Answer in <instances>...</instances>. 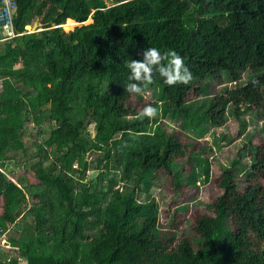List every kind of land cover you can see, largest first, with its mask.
I'll use <instances>...</instances> for the list:
<instances>
[{
	"label": "trees",
	"instance_id": "trees-1",
	"mask_svg": "<svg viewBox=\"0 0 264 264\" xmlns=\"http://www.w3.org/2000/svg\"><path fill=\"white\" fill-rule=\"evenodd\" d=\"M16 4L19 35L0 37V161L19 165L16 156L28 155L26 133L51 127L30 157L39 160L29 182L11 173L13 182L0 167V234L25 215L21 229L7 233L6 251L25 264H264V187L257 181L264 142L252 148L245 179L237 183L224 170L222 193L183 219L182 230L172 228L178 210L170 211L185 187L209 180V164L191 157V140L264 109V0ZM35 21L39 31L29 33ZM70 22L79 25L65 32ZM150 46L175 49L193 78L168 85L154 74L142 87L153 89L152 101L138 106L139 92L124 88L127 61L142 59ZM210 79L222 89L203 94ZM149 104L157 108L153 117L143 114ZM170 117L181 131L167 127ZM91 153L99 158L87 161ZM188 159L198 168L186 173ZM161 177L170 183V235L161 229L159 204L145 199Z\"/></svg>",
	"mask_w": 264,
	"mask_h": 264
},
{
	"label": "rangeland",
	"instance_id": "rangeland-1",
	"mask_svg": "<svg viewBox=\"0 0 264 264\" xmlns=\"http://www.w3.org/2000/svg\"><path fill=\"white\" fill-rule=\"evenodd\" d=\"M37 22V21H35ZM89 23V22H86ZM75 22H70L65 26H73L69 30H65L62 28L65 32L71 31L76 25ZM33 25V24H32ZM32 25L26 26L29 32L32 30ZM38 28L40 25L38 24ZM2 29L9 33L10 37H13L14 32H10L8 28L2 27ZM0 29V37L6 36L5 32ZM208 87L206 89V92L203 94H213L215 91H220L222 87L216 84V81L209 80L208 81ZM227 87V85H226ZM152 92L153 89H144L139 92V95L141 97V101L134 100V102L138 106H142L145 103L152 101ZM202 95V94H201ZM240 118V119H239ZM239 118H229L227 122L218 128H209L207 132L202 135L200 142L192 141L191 144L192 147H195V150L191 147V157L195 158L201 165H203L205 162L209 164V180L207 183L202 184L201 182H198L196 184L197 189L193 187H185L183 189L182 194L179 196L177 201H175V206L171 208L170 211H174L175 209L178 210L175 220L176 223L172 224V226L176 225L180 230H182V220L186 217H189L193 213H195L197 210L204 211L205 206L207 202L213 200L214 197L221 191H218L219 188L217 187V182L220 184V181L222 180V172L226 169L232 170V174L237 175L236 182L240 183L241 179H245V175L247 170L245 169V164L252 162L251 158H254V155L252 153V148L256 149V147H260L261 144L264 142V133L262 130V120L264 119V109L262 110H255L252 112H244V114H240ZM167 127H177L179 131V125H177L176 119H172V117L166 119ZM51 125L47 124L44 125V128L41 127V129L31 128L24 138L22 140L24 141V144L26 146L27 156H21L17 155V160L19 161V165H13L14 163L11 162L10 166L8 167L7 171H5L6 176H11V173L14 175L22 176L24 179H26L27 182H29V168L36 163L39 158L34 157L30 158L32 155L36 153L37 150H39V143L41 142V131H47L49 130ZM89 129V127H88ZM90 131V129H89ZM43 133V132H42ZM99 158L98 153L94 154H88L86 156L87 161L91 162L94 159ZM44 164H48L50 160L45 161L44 158L41 156ZM190 159V158H189ZM186 160L185 165V171L186 173L189 171V169L193 166L197 167V164L193 160ZM259 168L264 170V162L260 161L257 165ZM109 168L111 166L109 165ZM264 172V171H263ZM110 174L115 175V177H118V172L111 171ZM94 175L93 171H89L87 173V178L84 180L85 182H88V180ZM89 177V178H88ZM203 177V176H202ZM168 179V178H167ZM163 179V177L157 179L155 181V185L151 188L150 192L146 195L147 197L146 202L152 203L155 201L159 204L160 210L162 211V219H161V229L164 231L163 233L166 235H170V229L166 228L164 223H166L169 215L166 214L167 210V199L166 198V189L165 187L168 185L170 186L169 179L168 183L164 184L166 181ZM263 187H264V173L261 175H258L257 180ZM105 183V182H104ZM94 182H92V185ZM165 195V196H164ZM161 196L163 198L161 199ZM145 196H143L144 198ZM179 200V201H178ZM188 204V205H187ZM186 207V209H183ZM185 213V214H184ZM29 217L27 220L30 221L32 217L28 215ZM25 219V218H24ZM22 222V221H21ZM20 222V223H21ZM21 225V224H20ZM19 225V226H20ZM172 227L175 229V227ZM162 233V234H163ZM181 235L182 232L179 231L177 235Z\"/></svg>",
	"mask_w": 264,
	"mask_h": 264
},
{
	"label": "clouds",
	"instance_id": "clouds-1",
	"mask_svg": "<svg viewBox=\"0 0 264 264\" xmlns=\"http://www.w3.org/2000/svg\"><path fill=\"white\" fill-rule=\"evenodd\" d=\"M11 1L14 2L15 5L14 10L12 11L11 29L12 33L14 32V37L15 35H19V33L15 31L14 26L17 4L16 0ZM2 27L3 24H0V29H2ZM25 29L28 31L26 27ZM5 35L8 38L10 37L8 33ZM142 55L143 58L140 60L131 59L127 61L129 75L124 88L130 93L140 92L144 84L153 80L154 74L162 76L164 78V83L168 85H175L177 83L186 84L193 78V73L189 66L185 63L184 57L175 49H168L167 51L162 52L159 48L150 46L143 51ZM166 59L167 63L164 62ZM156 113L157 108L152 104L146 105L143 108V114L146 116L153 117ZM10 180L15 182L12 178Z\"/></svg>",
	"mask_w": 264,
	"mask_h": 264
},
{
	"label": "crops",
	"instance_id": "crops-1",
	"mask_svg": "<svg viewBox=\"0 0 264 264\" xmlns=\"http://www.w3.org/2000/svg\"><path fill=\"white\" fill-rule=\"evenodd\" d=\"M10 163H11V161L10 162L9 161L8 162L0 161V167H3V169H2L3 173H5V171H7L8 167L10 166ZM8 177H9V179H11L10 176H8ZM0 205H1V200H0ZM24 217H25V215L21 219H18L15 222V224L9 225L7 231H5V232L3 231L0 234V262L1 263H5V264H25V259L18 257L16 253H14V252L8 253L6 251V249H8V247H6L5 244H4L5 243V239H6V235L9 232V230L19 231L21 229V226L25 222Z\"/></svg>",
	"mask_w": 264,
	"mask_h": 264
},
{
	"label": "built area",
	"instance_id": "built-area-1",
	"mask_svg": "<svg viewBox=\"0 0 264 264\" xmlns=\"http://www.w3.org/2000/svg\"><path fill=\"white\" fill-rule=\"evenodd\" d=\"M15 5L11 0H0V24L12 32V11ZM9 34V33H8Z\"/></svg>",
	"mask_w": 264,
	"mask_h": 264
},
{
	"label": "water",
	"instance_id": "water-1",
	"mask_svg": "<svg viewBox=\"0 0 264 264\" xmlns=\"http://www.w3.org/2000/svg\"><path fill=\"white\" fill-rule=\"evenodd\" d=\"M91 22H92V21H90L89 23H91ZM85 24H86V23H85ZM77 25H79V24L76 23V26H77ZM32 30H33V31H31V32H29V33L39 31V29H38V25H37V22H34V23H33V25H32Z\"/></svg>",
	"mask_w": 264,
	"mask_h": 264
}]
</instances>
